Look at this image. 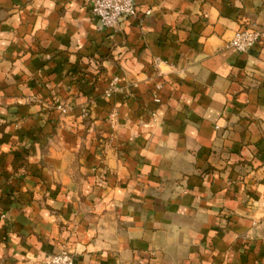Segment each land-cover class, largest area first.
<instances>
[{"label":"crops","instance_id":"0c3cea01","mask_svg":"<svg viewBox=\"0 0 264 264\" xmlns=\"http://www.w3.org/2000/svg\"><path fill=\"white\" fill-rule=\"evenodd\" d=\"M135 1L0 0V264H264V0Z\"/></svg>","mask_w":264,"mask_h":264},{"label":"built area","instance_id":"2783aa9c","mask_svg":"<svg viewBox=\"0 0 264 264\" xmlns=\"http://www.w3.org/2000/svg\"><path fill=\"white\" fill-rule=\"evenodd\" d=\"M86 1L91 13L94 17L98 18L104 28H113L128 17L138 16V8L135 0ZM261 40H264V27L252 24L251 26L238 29L229 40L228 46L238 52L246 53ZM115 89V82H113L112 86L105 91L104 96L109 98ZM54 106L62 114H68L75 109V105L61 101L56 102ZM88 113L87 107H81L79 113L81 118L87 117ZM48 264H73V257L69 252L62 251L61 253L50 255L48 257Z\"/></svg>","mask_w":264,"mask_h":264}]
</instances>
